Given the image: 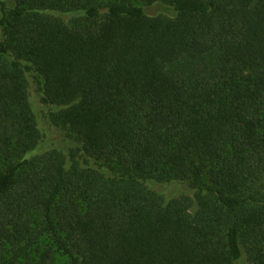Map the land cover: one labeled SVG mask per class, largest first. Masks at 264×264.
<instances>
[{"label": "trees", "instance_id": "obj_1", "mask_svg": "<svg viewBox=\"0 0 264 264\" xmlns=\"http://www.w3.org/2000/svg\"><path fill=\"white\" fill-rule=\"evenodd\" d=\"M8 1L0 264H264V0Z\"/></svg>", "mask_w": 264, "mask_h": 264}, {"label": "rangeland", "instance_id": "obj_2", "mask_svg": "<svg viewBox=\"0 0 264 264\" xmlns=\"http://www.w3.org/2000/svg\"><path fill=\"white\" fill-rule=\"evenodd\" d=\"M10 5H12V0H9L8 1ZM132 2L136 5H140V6H143L146 13L148 14H153V15H173V8L172 6H170L169 4L167 3H161V2H158V3H155V4H151V5H148L146 4L145 2L143 1H138V0H132ZM82 14L81 13H73V14H65L63 15V17L65 19H69L70 17H76L78 19H81V16ZM2 30L0 28V40L2 39ZM31 92H32V95L34 97V100H35V103L36 105H39L41 106L40 104V100H39V96H38V93H37V90H36V86L34 84H32V87H31ZM47 123V120H43V126H47L46 125ZM60 130H56V132L58 133V136L59 137H66L68 134L69 135H72V133L69 131V130H64V127L61 125L59 126ZM72 140H77V136L76 135H73L72 136ZM246 264H252L250 263L248 260L246 261Z\"/></svg>", "mask_w": 264, "mask_h": 264}]
</instances>
